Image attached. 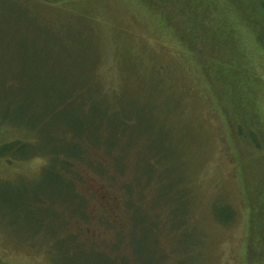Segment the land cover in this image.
<instances>
[{"label":"rangeland","instance_id":"374dc122","mask_svg":"<svg viewBox=\"0 0 264 264\" xmlns=\"http://www.w3.org/2000/svg\"><path fill=\"white\" fill-rule=\"evenodd\" d=\"M207 1L0 0L1 139L29 143L28 154L60 149L55 132L71 123L58 114L45 121L44 115L69 92L86 87L94 106L91 121H101L109 139L98 141L99 132L91 133L90 116L68 132L77 140L92 135L84 144L110 157L106 166L89 165V157L82 165L91 192L112 198L116 210L121 209L118 192L123 197L126 264H264L252 263L247 254L251 227L264 220L258 212L264 201V153L234 143L243 142L232 125L242 112L239 102L213 94L199 74L197 61L209 62L214 44L201 42L198 33L192 59L158 24L168 10L179 16L175 23L186 24L184 14L193 15ZM219 1L232 6L241 0ZM214 4L215 13L225 16ZM154 8L163 16L151 12ZM239 39L248 77L252 83L256 77L263 90L256 105L264 109V54L246 31L240 30ZM112 104L130 124L118 113L104 123ZM69 110L75 121L77 112ZM121 146L122 156L112 157ZM66 147L76 153L72 143ZM44 165L40 156L0 157V264H123L112 260L111 243L98 238L105 227L95 233L86 224L88 198H76L74 181L63 174L61 186L46 182ZM105 181L118 183L108 187ZM56 205L63 206L67 223L83 225L85 239H74L79 231L70 234L62 227ZM183 227L186 233L180 232ZM188 250L191 258L184 259Z\"/></svg>","mask_w":264,"mask_h":264},{"label":"trees","instance_id":"16d2710c","mask_svg":"<svg viewBox=\"0 0 264 264\" xmlns=\"http://www.w3.org/2000/svg\"><path fill=\"white\" fill-rule=\"evenodd\" d=\"M215 2L218 3L217 7L222 13H225V16L224 14L215 13L213 9L214 5H216L214 4ZM220 6L223 9H221ZM198 8L193 9V15L184 14L187 19L186 21L188 22L186 24L180 25L175 23L179 16L177 15L178 17L175 18V16L171 15L169 10L168 15H166L167 18L163 21H159L158 24L166 27V29L168 28V34L173 35L175 38L173 36L171 37L174 38L176 43L191 53L190 55L192 59L195 55L193 43L196 42L198 35L204 36L202 37L203 40L201 42H204L206 45L210 43L212 46L214 44L216 53L213 54V58L209 62H201L199 59L197 61L199 74L204 77V81L208 84V87L213 94L215 92L218 95L221 93L225 94V96L229 98L230 103L236 106L239 102L242 112L240 110L237 112V117L234 116L232 119V125L236 129V133H234V135L236 134V138L243 142L237 140L234 143L236 144L237 142V144L242 147H251L255 151L264 153V120L262 122L260 119L262 115L264 117V109L260 106L258 108L255 100L257 96L263 92V90L260 88V84L257 81L255 82L256 77H254V75L253 83L250 77H248L249 75L247 73H250V71L249 68L244 67V52L240 47L239 39L240 30L242 29L246 31L247 35L253 39L254 44L264 54V0H241L237 2L236 5L233 3L232 6L222 3L219 0H210ZM201 10L202 12H200ZM226 10H229L230 12H226ZM151 12L160 13L162 16L164 14L162 9ZM209 16L211 19H214V21L207 22L206 20H203L204 18H209ZM194 19L199 21H195ZM218 19L219 23H214L215 21H218ZM217 47L219 48L218 50ZM230 48H232V50ZM213 84L215 85L214 88ZM88 85L87 88H89ZM85 93L86 87L82 86L77 88L75 92H69V95L65 99L57 101L51 108L52 110L48 114L44 115L45 121L49 120L54 114H58L62 116L64 124H66L67 121L71 123V127H60L59 130L55 132V140L60 146V149L44 152L43 154H28L25 151L27 150L29 143H23V141L19 139L13 141L1 139V136L3 135V126L0 125V157L5 159L7 158L9 160L10 158L28 160L35 156H40L45 159V165L41 169V175L45 176L46 182L52 183L56 186H61L63 184L61 174H63L65 178H72L74 181L72 188L75 197L88 198L83 210V215L85 214L84 216H86V214L88 216V213L90 214V216H88L90 223L86 224H88L95 233L98 231L97 227L104 226V233L107 234V238H104V233H99L98 238L103 237V239H107V244L111 243L114 249L112 260L122 261L123 264H126L130 262V259L127 255V239L124 236L128 223L127 220L123 218V197L118 192V197L121 200V209L119 208L116 210V205L112 202V198H107L104 197L103 194L101 195L91 192L89 190L90 184L88 183L85 175L87 168H83L82 165L84 161L86 164V159L89 157V165L94 164L98 166V163H103V165L106 166V164L111 163L110 157L104 155L99 148L89 149V145L84 144V142H88L90 137L92 138V135L83 133L77 140V137H73L74 134H71L73 128L77 129V127L84 123L90 116L89 125L91 133L97 134L99 132L98 141L101 139H106L107 141L109 139L107 129L104 127L101 128L102 122L100 121L98 124H93L95 121L94 118L91 121L94 106L89 102V100H87ZM69 109H73L77 112V119L75 121L71 120L72 114ZM105 111L106 119L104 123H111L112 120L110 119H112L113 116L110 115H113V113H118L119 115L121 114L126 119V124L131 123V119L124 116L121 107L119 108L117 104H112ZM222 113L225 115L223 110ZM68 130H70L71 133H69ZM83 135H86V140H84ZM117 135L118 134L115 136ZM69 143H72L73 149L71 150H76V153H71L70 149L66 147ZM124 149L125 148L121 146L117 151H112V157L122 156ZM21 151L25 153L18 155ZM106 169L108 170V167H106ZM105 182L108 187H113L116 183H118L116 181ZM263 204L264 201L263 203L260 202L258 212L261 213L264 218ZM56 208L59 211V216L61 215L60 218L62 219V227H67V231L70 234L75 231H79L75 233L76 235L74 236V239H85L82 233L83 225L77 222L74 223L75 225H72L70 221L67 223L65 216H62L63 206L56 205ZM235 217L234 211L230 221H234ZM71 228L75 229L71 230ZM185 229L186 227H183L180 232L186 233L188 229ZM251 229L252 237L250 239V245H248L247 254H250L252 259H254L252 263H254L256 259L260 260V262H264V249L261 250V252L259 250L260 247L264 246V220L260 218L258 220V224L254 226L252 225ZM117 231L119 238L115 239ZM160 237L161 236H159V242ZM93 239H96V234L92 237V240ZM175 240L176 238L173 242H175ZM118 242L122 243L121 250H117ZM160 247L163 248L162 245H160ZM188 252L189 250L183 257L184 259L191 258V255ZM174 255L176 256L174 258L177 259V255L175 253ZM109 256L110 255H108L107 260L109 259ZM174 258H172V260H175Z\"/></svg>","mask_w":264,"mask_h":264}]
</instances>
